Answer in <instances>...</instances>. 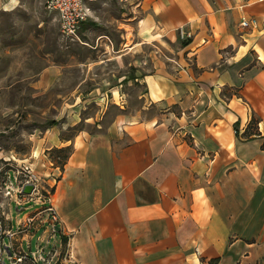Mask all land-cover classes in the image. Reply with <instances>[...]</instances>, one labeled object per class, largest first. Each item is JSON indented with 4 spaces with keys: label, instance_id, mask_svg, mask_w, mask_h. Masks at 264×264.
Here are the masks:
<instances>
[{
    "label": "crops",
    "instance_id": "obj_1",
    "mask_svg": "<svg viewBox=\"0 0 264 264\" xmlns=\"http://www.w3.org/2000/svg\"><path fill=\"white\" fill-rule=\"evenodd\" d=\"M141 9L143 45L177 42L178 27L191 34L174 64L151 58L138 76L141 109L158 112L43 137L46 149L71 151L62 169L31 156L58 219L51 230L48 212L26 213L23 264H264V0H142ZM242 17L256 25L241 28Z\"/></svg>",
    "mask_w": 264,
    "mask_h": 264
},
{
    "label": "rangeland",
    "instance_id": "obj_2",
    "mask_svg": "<svg viewBox=\"0 0 264 264\" xmlns=\"http://www.w3.org/2000/svg\"><path fill=\"white\" fill-rule=\"evenodd\" d=\"M141 1L91 3L89 17L74 40L59 34L56 16L44 9V0H16L10 7H0L2 226L10 224L15 230L16 221L37 208L33 201L15 208L5 193L19 184L24 166L33 173L41 166L32 154L39 152L51 162L49 167L55 166L44 136L57 132L60 140H70L80 132H104L117 117L137 121L158 112L154 107L141 109L144 86L138 76L150 71L151 58L174 64L177 48L189 37L182 38L180 29L188 31L178 27L177 42L158 37L143 45L146 38L138 25L144 13ZM19 244L15 238V248L27 250Z\"/></svg>",
    "mask_w": 264,
    "mask_h": 264
},
{
    "label": "built area",
    "instance_id": "obj_3",
    "mask_svg": "<svg viewBox=\"0 0 264 264\" xmlns=\"http://www.w3.org/2000/svg\"><path fill=\"white\" fill-rule=\"evenodd\" d=\"M100 0H44L43 7L47 12L53 13L56 16L58 22L59 34L68 40L78 39L77 33L81 24L87 20L90 13V4ZM261 2L262 0H255ZM239 26L243 29H250L256 25L255 18H240ZM180 36L190 37L189 32H185L182 29L179 31ZM186 40V39H185ZM24 172H19L20 178L19 184L14 190H6V195L13 198L14 206L17 208L24 204L33 201L37 208L35 212L41 211L48 212L50 219L52 220L51 230L54 228V222L57 221V215L50 204L51 187L44 183L37 174L33 173L27 166H24ZM18 175V174H17ZM14 180L17 181V177L14 176ZM31 184V190L28 194L22 193V187L24 185ZM20 208V209H22ZM33 221V217L26 215L16 221L17 228L11 230V225L2 226L0 224V264H23L28 256L26 253L18 250L14 246L15 238L18 234H25L30 228ZM5 238L7 239L6 245H4ZM6 257L7 262L4 260ZM43 260V258H40ZM34 261V258L31 257ZM44 264V261L42 262Z\"/></svg>",
    "mask_w": 264,
    "mask_h": 264
},
{
    "label": "trees",
    "instance_id": "obj_4",
    "mask_svg": "<svg viewBox=\"0 0 264 264\" xmlns=\"http://www.w3.org/2000/svg\"><path fill=\"white\" fill-rule=\"evenodd\" d=\"M188 42V39L184 40L182 42V45H185ZM256 121L254 118L250 119V124L255 125ZM54 124L51 122V125ZM68 139V138H67ZM64 139V140H67ZM70 151H68V145L67 146H61V147H52L48 150V154L51 155V158L54 160V165L57 166L59 169H62L63 164L65 163ZM59 154H61L59 156ZM215 261V260H212Z\"/></svg>",
    "mask_w": 264,
    "mask_h": 264
},
{
    "label": "water",
    "instance_id": "obj_5",
    "mask_svg": "<svg viewBox=\"0 0 264 264\" xmlns=\"http://www.w3.org/2000/svg\"><path fill=\"white\" fill-rule=\"evenodd\" d=\"M31 187H32L31 184L24 185V186L22 187V193H24V194H28V193L30 192V190H31Z\"/></svg>",
    "mask_w": 264,
    "mask_h": 264
}]
</instances>
